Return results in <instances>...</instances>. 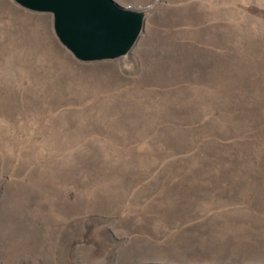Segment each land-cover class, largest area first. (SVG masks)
I'll use <instances>...</instances> for the list:
<instances>
[{
    "label": "rangeland",
    "instance_id": "374dc122",
    "mask_svg": "<svg viewBox=\"0 0 264 264\" xmlns=\"http://www.w3.org/2000/svg\"><path fill=\"white\" fill-rule=\"evenodd\" d=\"M113 1L79 61L0 0V264H264V0Z\"/></svg>",
    "mask_w": 264,
    "mask_h": 264
},
{
    "label": "water",
    "instance_id": "95a60500",
    "mask_svg": "<svg viewBox=\"0 0 264 264\" xmlns=\"http://www.w3.org/2000/svg\"><path fill=\"white\" fill-rule=\"evenodd\" d=\"M18 6L52 16L59 43L79 61L125 55L142 30L140 10L113 0H12Z\"/></svg>",
    "mask_w": 264,
    "mask_h": 264
},
{
    "label": "bare ground",
    "instance_id": "6f19581e",
    "mask_svg": "<svg viewBox=\"0 0 264 264\" xmlns=\"http://www.w3.org/2000/svg\"><path fill=\"white\" fill-rule=\"evenodd\" d=\"M63 56H65V55H63Z\"/></svg>",
    "mask_w": 264,
    "mask_h": 264
}]
</instances>
